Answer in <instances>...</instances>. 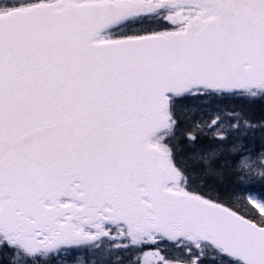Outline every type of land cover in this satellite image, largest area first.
<instances>
[{"label":"snow or ice","instance_id":"6c2138e0","mask_svg":"<svg viewBox=\"0 0 264 264\" xmlns=\"http://www.w3.org/2000/svg\"><path fill=\"white\" fill-rule=\"evenodd\" d=\"M225 96L264 99V0H0L9 264L105 239L118 249L167 240L184 264L209 254L264 264V193L239 205L202 194L196 180L212 174L215 147L177 158L180 140L195 148L222 119L182 127L186 102ZM230 118L237 132L255 130L242 113Z\"/></svg>","mask_w":264,"mask_h":264},{"label":"trees","instance_id":"16d2710c","mask_svg":"<svg viewBox=\"0 0 264 264\" xmlns=\"http://www.w3.org/2000/svg\"><path fill=\"white\" fill-rule=\"evenodd\" d=\"M193 101H187L188 111L185 113L182 127H191L192 125L204 126L209 124V115L212 112L222 113L224 115L232 116L236 113H242L253 125H255L254 131H248L246 134L241 126L239 137L234 135L230 130H227V139L224 141L211 139L212 135L206 132V127L203 128L201 133V138H198L195 148H189L187 141L180 140V147L183 148L178 154V160L181 158H186L188 153L199 150L201 147H215L217 148V158L212 162V174L204 176L203 178H198L196 180L197 184H200V191L202 194H207L211 197H219L222 200L229 201L233 204L239 205L238 197L243 196L247 198L245 182L241 180V177L247 176L245 169L240 168V149H246L253 155H259L264 153V99L250 100L242 97H215L209 98L205 103H201L195 109H192ZM263 108V111L256 112V108ZM231 122H237L235 119H231ZM236 148V152L232 151ZM219 149V150H218ZM203 172V169L198 167L196 170L197 174ZM253 188L258 189L259 192L264 193V183H261V176L253 178L252 184ZM144 251L152 249L153 245L144 244ZM10 250L5 248L0 250V264H9L8 256L10 255ZM117 257V264H129L136 259H139V254L134 252H126V254L119 253L117 255L111 256L106 264H113ZM204 264H217V259L213 260L211 254L209 258L204 260ZM32 264V262H29ZM35 264H64L57 260L56 257H52L45 262L43 258L37 259Z\"/></svg>","mask_w":264,"mask_h":264},{"label":"rangeland","instance_id":"374dc122","mask_svg":"<svg viewBox=\"0 0 264 264\" xmlns=\"http://www.w3.org/2000/svg\"><path fill=\"white\" fill-rule=\"evenodd\" d=\"M193 100L192 103V109H195L197 106H200L201 103H205L208 101V98L205 99H200V101ZM256 112H261L263 111V108H256ZM218 112H212L209 117V123L211 122L212 119L215 118V115ZM221 116V123L219 126V130L217 128H212L209 130L206 127V132L210 135H223L226 133L227 130H230L239 137L240 131L237 132L234 129L230 128V125H234L237 122H231L229 115H224L222 113H218ZM217 149V148H216ZM219 150V149H218ZM240 162L241 160H247L248 167L244 168L247 176L244 177V182H245V188H246V194L252 195V196H260L261 192L258 191V189L251 187L250 185L252 184L253 178L260 176L261 173H264V153L259 154V155H253L251 152L248 150L240 149ZM256 193V194H255ZM113 235H115V232H113ZM120 240L116 241H111L110 239H105L101 247L99 249H95L93 247H83L80 248L79 250H74L67 255H61L59 260L63 261L66 264H95L96 262H100L103 264L102 259L104 257L110 256V254H113L109 252L110 250H115L117 252L114 253H125L126 251L134 252L139 254V259H136L135 261L130 262L129 264H145L146 260L148 261V264H161L162 261H160L159 256H148L147 254L149 253H155L154 250H148L144 252V249L141 245H134V246H129L127 249H118L116 248V244H120ZM124 243H128L125 241ZM164 248V254H170L169 259L170 260H178L177 257H180L182 254L181 249L178 250L177 248H173L171 246H168L166 244H163L162 246ZM121 250V251H119ZM143 251V252H141ZM158 251V250H156ZM159 252V251H158ZM145 254V255H144ZM183 261V260H182ZM205 262H203L204 264ZM117 264V263H115ZM217 264H221L219 258L217 259Z\"/></svg>","mask_w":264,"mask_h":264},{"label":"flooded vegetation","instance_id":"af4514ba","mask_svg":"<svg viewBox=\"0 0 264 264\" xmlns=\"http://www.w3.org/2000/svg\"><path fill=\"white\" fill-rule=\"evenodd\" d=\"M143 27H145V28H156L158 30H162L163 28L169 27V26L164 24V23L157 24L155 22H145Z\"/></svg>","mask_w":264,"mask_h":264},{"label":"water","instance_id":"95a60500","mask_svg":"<svg viewBox=\"0 0 264 264\" xmlns=\"http://www.w3.org/2000/svg\"><path fill=\"white\" fill-rule=\"evenodd\" d=\"M170 264H184L183 262L170 261Z\"/></svg>","mask_w":264,"mask_h":264},{"label":"bare ground","instance_id":"6f19581e","mask_svg":"<svg viewBox=\"0 0 264 264\" xmlns=\"http://www.w3.org/2000/svg\"><path fill=\"white\" fill-rule=\"evenodd\" d=\"M256 194V193H255ZM145 255V254H144Z\"/></svg>","mask_w":264,"mask_h":264}]
</instances>
